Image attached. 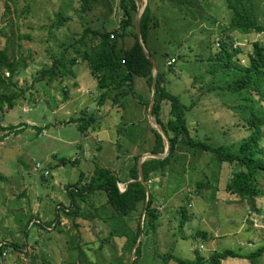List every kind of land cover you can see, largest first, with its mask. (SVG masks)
Returning a JSON list of instances; mask_svg holds the SVG:
<instances>
[{
    "label": "rangeland",
    "instance_id": "obj_1",
    "mask_svg": "<svg viewBox=\"0 0 264 264\" xmlns=\"http://www.w3.org/2000/svg\"><path fill=\"white\" fill-rule=\"evenodd\" d=\"M181 1L179 7L174 0H141L137 22L140 37L144 28L148 40L143 45L161 75L160 86L190 106L185 115L190 136L239 152L248 135L244 117L264 109L246 91L221 89L241 71H221L216 43L226 39L231 51L236 49L233 60L246 66L253 43L264 47V35L228 32L226 0H192L191 5ZM132 15V26L122 30L119 0H0V49L13 67L12 74L0 68L9 88L3 92L18 94L15 106L0 112L1 127H17L0 130V264H153L152 257L154 264H177L156 256L192 260L198 253L207 260L214 252L244 255L264 245V196L254 200L257 211L251 210L249 203L224 190L232 172L227 163L184 144L174 150L163 173L149 184L144 181L156 213L153 227L145 226V204L125 217L114 213L103 193L74 196L70 204L68 189L82 188L97 167L122 178L119 188L124 191L134 158L153 153L147 79L133 77L120 89L126 90L125 96L98 105V88L76 92L77 73L85 76L86 84L91 74L86 62L74 66L75 77L66 73L54 82L50 75L53 60H59L55 75L62 73L68 58L82 57L101 41L93 31L112 32L116 50H128L138 40L136 3ZM83 30H88L87 40ZM152 74L153 68L151 79ZM168 116L169 103L162 101V123ZM80 124L88 130L81 132ZM260 143L264 150V138ZM198 181L213 188L197 190ZM260 182L264 188V180ZM180 206H186L190 216L182 229L187 239H180L176 221ZM55 214V223L45 226ZM197 230L206 232V238L195 237ZM141 243V259L135 260ZM254 263L264 264V257ZM221 264L252 263L228 258Z\"/></svg>",
    "mask_w": 264,
    "mask_h": 264
},
{
    "label": "trees",
    "instance_id": "obj_2",
    "mask_svg": "<svg viewBox=\"0 0 264 264\" xmlns=\"http://www.w3.org/2000/svg\"><path fill=\"white\" fill-rule=\"evenodd\" d=\"M81 1L87 3V0ZM174 2L178 4V6L180 5L178 3L179 0H174ZM181 3L191 5L192 0H183ZM226 3L230 10L228 32L235 31L242 35L256 32L264 35V0H226ZM128 4L131 7H128ZM119 6L124 14V18L121 21V27L122 30H126L128 27L132 26L134 17L132 12L135 9V2L134 0H119ZM85 33H88V30L85 32L83 30L81 33L83 39H86ZM91 34H93L94 38L95 36H99L101 41L97 44L91 45L92 48L85 51L82 57H77L76 54H74L71 58H68L64 72L55 75V69L57 68L56 62L59 60H53L55 62L51 66L52 69L50 75L55 77L53 79L54 82L56 79L62 78L66 73L75 77L76 71L74 66L79 60H81L88 65L91 75L96 80L97 88L101 92L97 101L98 105H103V101L107 99L116 103L117 100L122 98V96H125L127 93L126 90L123 89L124 92L120 89L125 82H129L133 77L145 78L147 79L148 84L151 85L152 65L144 56L138 40H135L128 50L119 52L116 50L114 42L111 41V39H114V34L112 32H101L98 30L91 32ZM121 35L122 37H126L122 33ZM141 39L144 44H147L144 28L141 29ZM218 46L220 51L215 57H217L218 61H221V71H227L230 68L241 71L239 77L232 80L230 83H227L221 89L230 92L246 91L250 95L249 99L257 101L260 107L264 109V47L258 42H254L253 52L249 57L248 65L241 66L233 60L236 55V49L231 51L230 47L227 45L226 39L221 38ZM84 49L85 46L80 48L81 51ZM120 54H123L122 60H119ZM211 58L213 59L212 56ZM0 68H5L10 74L13 73L12 64L11 62H7L6 53L1 49ZM1 78L3 77L0 73V91H2V93H0V112L4 109H12L18 98V94L13 91L6 93L3 92L4 89L9 90V88H7L5 81ZM161 83V75L158 74L152 116L161 124L163 130L168 136L170 152L169 155L163 159H147L142 163L141 166L144 181L149 184L151 178L157 177L156 175L158 173H163L170 163L174 150L179 147V144H184L190 149L196 151L201 150L211 154L219 163H227L232 168V172L224 185V190L227 193L234 195L236 199L246 201L249 203L251 210L257 211L254 206V200L258 197L264 196V188L261 186L260 182V179L264 180V150L262 143H260L264 138V111L259 113L252 111L249 115L244 117V124L248 130V135L242 139L238 148L239 152H234L232 147L228 145L213 146L208 140L200 141L193 139L190 136L185 118L186 112L190 109V106L183 104L178 96L166 92L160 86ZM162 101L169 103V116L165 123H162L160 119ZM14 128L16 129L17 127L10 126L7 128L0 126V130L2 131L12 130ZM78 129L81 132L88 130L86 124L78 125ZM151 132L154 135V145L151 151L156 154H163L165 142L162 136L154 129H151ZM1 140L2 138L0 137V141ZM60 161L64 162L63 159ZM137 162L138 157H135L133 164L128 170V179L126 180V182L128 180H131V182L127 184L125 182L126 185H124V191H120L119 188V183L124 182L122 178L109 170L97 167L94 170L92 180L90 179L82 186V188L68 189V195L71 197L70 204L73 202L74 196L83 198L90 194L103 193L106 198V203L119 217H125L131 212L136 211L138 206L145 204V226L146 228L153 227L156 220V213L152 207V196L150 193L148 199H146V189L137 180ZM3 179L4 176L0 175V181ZM212 188L213 186L207 181L196 182L197 190H211ZM186 211V206H180L176 211L177 219L174 218L178 221V230L181 232L180 239H187L185 236L182 237L184 224L186 221L190 220V216H187ZM57 218L58 217L55 214L54 220L44 225H48V227L52 226ZM168 218L172 221L173 216H168ZM45 226H42V228H45ZM45 230L47 231V229ZM137 230H139V223ZM125 231L128 232L127 229H125ZM126 234L127 233H124V235ZM194 236L206 238L207 235L206 232L197 230ZM136 238L137 235L132 237L130 243H135ZM142 245L143 243H141L139 249L137 248L136 250L135 260L141 259ZM11 247L18 248L16 244H11ZM2 251L3 250L0 248V258ZM258 257H264V245L244 255L232 250L214 252L207 260L198 253L192 260L181 259L170 254L156 256L160 262L168 263L172 260L177 264H221L223 260L228 258L245 259L252 264H256L254 263V259ZM151 261L153 264L155 263L153 257Z\"/></svg>",
    "mask_w": 264,
    "mask_h": 264
},
{
    "label": "water",
    "instance_id": "obj_3",
    "mask_svg": "<svg viewBox=\"0 0 264 264\" xmlns=\"http://www.w3.org/2000/svg\"><path fill=\"white\" fill-rule=\"evenodd\" d=\"M134 1L136 3V7H137V16H136V20H135L136 36L138 38V43H139V45L143 51L144 56L150 62V64L152 65V68H153V74H152V80H151V98H150V102H149V106H148L149 123L151 124L152 128L154 130H156L162 136V138L165 142V149H164L163 154H156V153L145 154V155L141 156L137 162V173H138V179L137 180L145 187L146 196L148 197L149 190H148V188L144 182L141 165H142L143 161L147 160V159H163V158H165L167 156L169 149H170V142H169V138L166 135L165 131L163 130V127L161 126V124H159L155 119L152 118V107H153V103H154V97H155V91H156V82H157V68H156V65L154 63L153 58L145 49L143 42L141 40V37H140V33H139V27H138L137 19L139 17L140 11H141V0H134ZM131 263H132V260H131Z\"/></svg>",
    "mask_w": 264,
    "mask_h": 264
},
{
    "label": "crops",
    "instance_id": "obj_4",
    "mask_svg": "<svg viewBox=\"0 0 264 264\" xmlns=\"http://www.w3.org/2000/svg\"><path fill=\"white\" fill-rule=\"evenodd\" d=\"M78 65V64H77ZM76 65V66H77ZM76 71V70H75ZM76 81L77 82H75V83H77V89H76V92L78 93V94H82V93H84V89H86L85 90V92L88 90V88H90V87H95V88H97V83H96V80L91 76V74L88 76V82H87V84H86V81H85V76L83 75V76H79L78 75V73H77V77H76ZM80 96V95H79ZM106 106V104L104 105V106H102V107H100V108H102L103 109V107H105ZM102 115V114H101ZM95 117V116H94ZM104 120V118H102V120H101V122ZM100 122V121H99Z\"/></svg>",
    "mask_w": 264,
    "mask_h": 264
},
{
    "label": "built area",
    "instance_id": "obj_5",
    "mask_svg": "<svg viewBox=\"0 0 264 264\" xmlns=\"http://www.w3.org/2000/svg\"><path fill=\"white\" fill-rule=\"evenodd\" d=\"M216 45L218 46V45H219V43L217 42V43H216Z\"/></svg>",
    "mask_w": 264,
    "mask_h": 264
},
{
    "label": "bare ground",
    "instance_id": "obj_6",
    "mask_svg": "<svg viewBox=\"0 0 264 264\" xmlns=\"http://www.w3.org/2000/svg\"><path fill=\"white\" fill-rule=\"evenodd\" d=\"M127 183V182H126Z\"/></svg>",
    "mask_w": 264,
    "mask_h": 264
}]
</instances>
